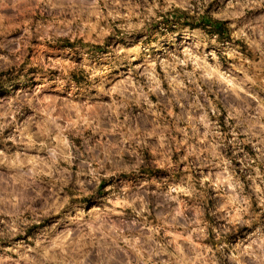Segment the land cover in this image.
Returning a JSON list of instances; mask_svg holds the SVG:
<instances>
[{"label": "rangeland", "instance_id": "rangeland-1", "mask_svg": "<svg viewBox=\"0 0 264 264\" xmlns=\"http://www.w3.org/2000/svg\"><path fill=\"white\" fill-rule=\"evenodd\" d=\"M261 206L264 0H0V264H264Z\"/></svg>", "mask_w": 264, "mask_h": 264}, {"label": "clouds", "instance_id": "clouds-1", "mask_svg": "<svg viewBox=\"0 0 264 264\" xmlns=\"http://www.w3.org/2000/svg\"><path fill=\"white\" fill-rule=\"evenodd\" d=\"M252 6H255V5H252ZM181 31H183V29H181ZM179 34L180 33H177V35H179ZM117 47H119V45H117ZM103 63L107 64L109 71L112 73H115V74H119L121 71V68L123 67V65H121L120 60L117 57L111 56V55L109 56V58L107 60L103 61ZM96 84H102V82L97 81ZM96 84L88 85V87H94V86H96ZM56 87L57 88L63 87L65 91H68V90H71L72 88H76L78 86L69 82L68 84L63 85V86L60 84H57ZM197 105H198V101H197V104L193 105V109H195L197 107ZM189 127L192 131V137L191 138L198 140L200 138V134H199V129L197 127V121L194 120V121L190 122ZM185 136L187 138V133H185ZM224 139H225V137L220 138V144H223ZM217 146H219V145H217ZM130 155L134 156L135 159H132L126 163L123 161H117L116 163H113L112 161L105 160V162H104L105 164H112L113 166L111 168H105L104 171L106 173H111V174H116L117 171H121V172L127 171L129 173H139L141 166H147V163L144 160L142 154L136 153L135 151H133V153H131ZM177 167H178V165H177ZM130 179L132 181H135V182H140L141 179H146V178L141 177L140 175H136L134 177H131ZM128 182L129 181L124 180L123 178H121V180L119 181V183H121V184H127ZM90 187L92 189V192L94 193L97 185H96V183H91ZM105 191H107V189H105ZM192 193L194 196L197 197V199H199V193L196 192L195 188H193ZM85 194H88L86 190H85ZM98 199H103V197H98ZM78 208H79L78 205H74L72 208H70L69 211L67 213H65V218L70 216L73 212H76L78 210ZM260 212H261V214H264V206H261ZM65 218H62V219H65ZM253 222H257L256 228H254L253 231L264 229V222H258V216H257L255 211H253L249 215L248 219L238 218L235 221V224L240 226V227H243L245 225H248L251 227ZM53 223L54 224L59 223V221H54ZM233 230H235V229L233 228ZM38 264H43V261L39 260Z\"/></svg>", "mask_w": 264, "mask_h": 264}, {"label": "trees", "instance_id": "trees-1", "mask_svg": "<svg viewBox=\"0 0 264 264\" xmlns=\"http://www.w3.org/2000/svg\"><path fill=\"white\" fill-rule=\"evenodd\" d=\"M215 23L218 25L219 30L224 26V24L219 21H215Z\"/></svg>", "mask_w": 264, "mask_h": 264}]
</instances>
